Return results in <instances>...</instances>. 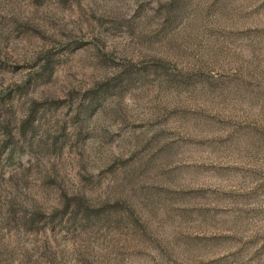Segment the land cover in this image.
<instances>
[{
    "label": "rangeland",
    "instance_id": "1",
    "mask_svg": "<svg viewBox=\"0 0 264 264\" xmlns=\"http://www.w3.org/2000/svg\"><path fill=\"white\" fill-rule=\"evenodd\" d=\"M0 264H264V0H0Z\"/></svg>",
    "mask_w": 264,
    "mask_h": 264
}]
</instances>
